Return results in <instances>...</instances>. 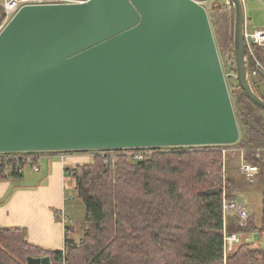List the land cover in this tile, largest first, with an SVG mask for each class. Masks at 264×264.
Here are the masks:
<instances>
[{"label":"water","instance_id":"95a60500","mask_svg":"<svg viewBox=\"0 0 264 264\" xmlns=\"http://www.w3.org/2000/svg\"><path fill=\"white\" fill-rule=\"evenodd\" d=\"M236 76L252 88L246 15ZM240 138L208 10L195 0L23 7L0 31V153L233 145ZM28 264H51L49 257ZM255 264V263H253Z\"/></svg>","mask_w":264,"mask_h":264},{"label":"trees","instance_id":"16d2710c","mask_svg":"<svg viewBox=\"0 0 264 264\" xmlns=\"http://www.w3.org/2000/svg\"><path fill=\"white\" fill-rule=\"evenodd\" d=\"M208 13L240 129L237 143L44 152L94 154L90 164L70 171L77 200L85 208L83 233L79 240L68 239L67 233L64 257L62 252L29 244L23 229H0V264H28L29 257H49L51 264H264V191L259 227L255 216L241 221L237 215L226 216L223 209L225 200L234 201L237 186L223 163V149L236 146L244 151L246 163L261 168L264 110L246 97L233 77V6L216 0ZM5 21L0 5V27ZM253 50L264 67V48ZM246 54L252 88L264 101V71L248 50ZM135 150L143 152L144 159L127 153ZM15 161L7 164L16 166ZM6 166L0 165V180L19 176L14 171L7 175ZM226 233H254L256 241L240 245L225 257Z\"/></svg>","mask_w":264,"mask_h":264},{"label":"crops","instance_id":"0c3cea01","mask_svg":"<svg viewBox=\"0 0 264 264\" xmlns=\"http://www.w3.org/2000/svg\"><path fill=\"white\" fill-rule=\"evenodd\" d=\"M232 158H228L227 170L237 184L234 201L248 212V217L255 216L259 227L262 223L264 164L255 180L249 182L240 171L239 158ZM261 158L264 162V151ZM39 162V171L26 166L21 175L0 180V229H23L29 244L49 252H62L67 233L70 240L77 235L74 209H78L79 215L83 214L82 205L77 200L75 179L70 171L78 165L90 164L92 158L79 153H48L41 155ZM258 183L262 186L255 189L253 185ZM71 203L74 204L73 210L68 209ZM234 215L237 214L232 213ZM62 216L65 217V224L60 222ZM237 235L240 244H236L232 252L242 244L256 241L254 233ZM261 245L264 253V234Z\"/></svg>","mask_w":264,"mask_h":264},{"label":"built area","instance_id":"2783aa9c","mask_svg":"<svg viewBox=\"0 0 264 264\" xmlns=\"http://www.w3.org/2000/svg\"><path fill=\"white\" fill-rule=\"evenodd\" d=\"M90 0H0L1 8L3 9L6 17V21L0 27V31L3 27L23 8L26 6H42V5H65V4H83ZM196 1V0H195ZM201 4L199 1H196ZM243 3V0H241ZM228 6H233L229 0H226ZM207 9V5L201 4ZM245 45L246 50L249 51L250 56L254 58V61L258 67V69H262L264 71V67L260 65V63L255 59L254 56V47L264 48V28L249 30V24L246 20L245 22ZM243 152V151H242ZM18 154H23L22 156H16L13 153H0V165L6 166V174L9 175L11 172H15V174L21 175L24 172L26 166H30L32 170L39 171L40 162L39 157L43 155L44 152H15ZM34 153H42V154H34ZM130 156H133L136 160H142L145 157V154L141 151H130L127 152ZM11 154H13L11 156ZM259 157V155H258ZM16 160V166L8 165L7 163L10 161ZM22 161L23 163H20ZM260 168L246 163L244 160L241 163L240 171L242 175L246 178L247 181L253 182L255 177L258 175ZM72 176L73 174L70 173ZM224 214L227 216L232 213H236L241 221H245L248 218V212L242 208V206L235 201L229 202L227 200L224 201ZM65 217L62 216L60 218V222L65 224ZM236 244H240V237L237 234H228L226 233L224 236V246H225V257L228 256L232 249ZM63 256L65 257V250L62 251Z\"/></svg>","mask_w":264,"mask_h":264},{"label":"rangeland","instance_id":"374dc122","mask_svg":"<svg viewBox=\"0 0 264 264\" xmlns=\"http://www.w3.org/2000/svg\"><path fill=\"white\" fill-rule=\"evenodd\" d=\"M199 1L201 4L207 5V10H209L211 8V4L216 1V0H196ZM220 2H224L225 0H219ZM228 5V4H227ZM243 6H244V10H245V15H246V20L248 21L249 24V30H256V29H263L264 28V0H243ZM223 61H227V59L225 57H223ZM222 66H223V62L221 60ZM227 66V63H226ZM232 80H234L233 78H231ZM241 152H240V151ZM242 149H239L236 146H229L228 148L223 149V163H225V165H227V161L228 158H232L234 160H240V164L242 163V161L244 160V151L242 152ZM264 151V150H263ZM261 150L260 153L263 152ZM81 155H85V156H89L93 159L94 154H81ZM239 164V166H240ZM262 186V183H258L253 185V187L255 189H260ZM82 206V211L83 214L81 213L79 215V211L78 209H74V204L71 203L68 206L69 210H73L74 212L76 211V217H75V226H76V234L75 235V239L79 240V237L81 236V234L83 233V222L85 219V208L83 206V204H81ZM230 255V253L228 254V256Z\"/></svg>","mask_w":264,"mask_h":264}]
</instances>
